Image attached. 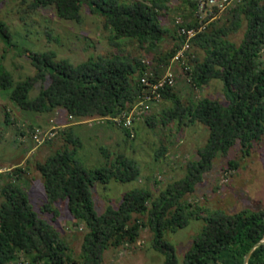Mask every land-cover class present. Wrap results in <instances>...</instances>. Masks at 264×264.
Here are the masks:
<instances>
[{
	"label": "trees",
	"instance_id": "trees-1",
	"mask_svg": "<svg viewBox=\"0 0 264 264\" xmlns=\"http://www.w3.org/2000/svg\"><path fill=\"white\" fill-rule=\"evenodd\" d=\"M187 1L194 4L193 0ZM85 2L104 18V27L110 30L115 47L123 41L135 40L151 54L167 32L160 12L170 0H31L30 7L36 10L53 5L60 17L81 21ZM232 3L235 4L229 9L232 12L229 23L215 26L210 32L205 29L194 37L192 43L205 52V57L190 58V69L185 70L188 80L198 88L214 79L220 80L225 101L204 97L186 102L174 91L175 86L165 88L159 101L171 103L162 110L163 125L174 121L180 126L200 122L208 132L197 157L188 162L184 177L168 183L157 195L146 187H134L123 193L117 206L109 204L100 213L94 199L97 183L112 180L129 183L140 176L141 169L123 153L111 160L104 150L103 164L86 167L78 155L83 143L71 131L56 153L37 164L46 192L41 206L14 180L0 187V264L20 260L41 264H103L105 249L111 244L135 241L143 227L153 231V246L165 256L162 264H178L176 247L165 238V233L188 226L192 219H202L204 226L185 252L184 264H244L245 255L264 239V208L236 213L211 211L186 199L213 169L218 155L229 156L234 150L243 156L250 155L264 136V0ZM244 20L245 35L237 44L228 36ZM0 37L8 46L14 45L11 32L1 20ZM181 43L180 37L177 47ZM176 50L173 47L166 55L154 58L158 67L168 64ZM28 53L36 70L22 80L16 81L0 64V91H7L21 109L46 112L62 108L77 120L98 116L113 123L116 122L113 119L121 117L140 100V78L146 65L138 59L132 61L123 52L93 56L79 64L68 59L56 60L53 50ZM39 85L38 94L32 98L31 91ZM153 118L146 117L151 126ZM6 121L10 122L9 113ZM123 129L127 136H135L130 129ZM226 167H238L233 155ZM62 202L67 203L74 220L86 226L77 260L56 225L44 216L52 212L58 217L57 204ZM248 264H264V244L253 251Z\"/></svg>",
	"mask_w": 264,
	"mask_h": 264
},
{
	"label": "rangeland",
	"instance_id": "rangeland-1",
	"mask_svg": "<svg viewBox=\"0 0 264 264\" xmlns=\"http://www.w3.org/2000/svg\"><path fill=\"white\" fill-rule=\"evenodd\" d=\"M30 2L0 0V20L6 23L14 43L8 46L0 37V64H4L16 81L35 73L36 69L28 53L30 50H53L56 52V60L68 59L73 64L93 56L123 52L132 61L138 59L143 63L146 60L158 67L159 63L154 58L166 55L173 47L179 48L177 45L181 35L176 20L182 18L191 27L197 23L195 0L194 4L187 0H170L167 8L160 12L162 25L167 32L150 54L135 40L123 41L115 47L110 40V30L104 27V18L93 12L86 2L82 6L81 21L60 17L53 5L32 9ZM234 4L217 14L215 19L209 20L206 30L210 32L215 26L229 23L232 19L229 9ZM245 31L244 20L241 27L231 32L228 38L239 44ZM172 57L165 66L173 64L172 68L177 73L174 91L183 101H197L204 97L225 101L220 80L214 79L198 88L188 80L189 75L185 73L182 63L176 60L172 62ZM204 57L205 52L192 43L191 51L187 53V62L190 58ZM39 90L40 85L31 91L30 96L34 98ZM169 105L170 102L162 100L148 112L137 115L133 127L135 136L131 137L125 134L117 121L111 123L98 116L77 120L67 115L62 108L46 112L27 111L19 108L7 91H0V187L14 180L29 192L37 206H41L46 200V192L44 177L37 164L45 162L48 156L56 153L72 131L73 136L79 137L83 143L78 149V155L86 167L95 168L103 164L106 160L104 150L111 160L123 153L135 160L141 169L140 176L129 183L115 180L107 184L98 182L94 188L98 212H103L109 204L117 206L123 193L137 186L146 187L157 195L168 183L184 177L188 162L197 157V150L205 143L208 135L206 127L200 122L180 126L174 121L168 126L163 125L160 120L162 110ZM6 113L10 116L9 123L6 121ZM149 116L154 117L152 126L149 120L146 121ZM51 120L58 126L56 135L38 145L30 136L32 128L51 126ZM232 155L238 161V167L227 168L226 163ZM186 199L195 206L211 211L219 209L236 213L243 209L264 208V136L252 148L250 155L243 156L238 150L232 151L229 156L218 155L213 169L204 176L193 193L186 195ZM57 207L60 212L58 217L52 212L44 216L56 225L77 260L82 251L86 226L82 221L74 220L66 202L58 203ZM203 226L202 219H192L188 226L176 232L166 231L165 238L176 247L178 264H184L185 252ZM153 238V231L143 227L135 241L111 244L105 249L103 264H162L165 256L154 248Z\"/></svg>",
	"mask_w": 264,
	"mask_h": 264
},
{
	"label": "built area",
	"instance_id": "built-area-1",
	"mask_svg": "<svg viewBox=\"0 0 264 264\" xmlns=\"http://www.w3.org/2000/svg\"><path fill=\"white\" fill-rule=\"evenodd\" d=\"M233 0H195V10L197 23L195 26L185 25L182 18L176 20L178 32L181 35L182 43L177 48L175 54L172 57L177 63H182L185 70H189L187 53L190 52L192 41L194 37L201 31L206 29L209 20L215 19L217 14L227 10L228 6ZM146 69L142 74L140 81L142 85V93L140 94V100L130 109L126 110L119 118L113 119L119 122L123 127L130 129L132 136L134 135V119L141 113L148 112L153 104L159 102L162 98V91L167 87H173L177 82V73L172 68L173 64L163 67H154L150 61L144 60ZM175 71V72H174ZM186 72V71H185ZM55 121L51 120V126L42 127L36 126L32 128L30 134L32 140L38 145L52 139L56 135L58 126ZM14 264H41L40 262H27L18 261Z\"/></svg>",
	"mask_w": 264,
	"mask_h": 264
},
{
	"label": "water",
	"instance_id": "water-1",
	"mask_svg": "<svg viewBox=\"0 0 264 264\" xmlns=\"http://www.w3.org/2000/svg\"><path fill=\"white\" fill-rule=\"evenodd\" d=\"M262 244H264V239L261 240V241H259V242H257V243L251 248V250L245 255L244 264H248V261H249L251 255H252L253 251H254L257 247H259L260 245H262ZM210 264H213V263H210Z\"/></svg>",
	"mask_w": 264,
	"mask_h": 264
}]
</instances>
